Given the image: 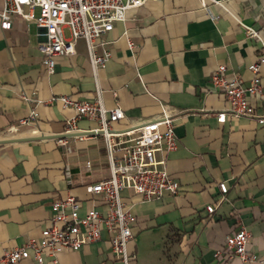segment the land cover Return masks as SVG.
Here are the masks:
<instances>
[{"label":"crops","instance_id":"obj_1","mask_svg":"<svg viewBox=\"0 0 264 264\" xmlns=\"http://www.w3.org/2000/svg\"><path fill=\"white\" fill-rule=\"evenodd\" d=\"M221 1L209 5L211 12L200 0H148L130 10L102 37L111 58L97 72L84 40L74 54L59 57L49 74L38 50L45 39L34 23L15 19L7 31L0 26V257L40 237L54 201L72 195L91 205L86 186L111 175L105 141L92 133L97 121L77 123L88 139H71L72 153L58 145L75 111L52 99L69 96L121 108L125 117L114 125L120 132L158 119L164 107L175 114L178 149L158 158H166L178 193L152 201L123 193L136 216L134 240L128 244L129 254H136L131 264L223 262L227 256L216 253L241 228L250 233L251 252L264 259V123L230 116L219 121L227 100L211 90L220 65L227 66L228 77L236 71L249 84L248 67L261 47L247 38L243 25L264 37V0ZM65 35L70 36L68 29ZM261 78L264 87V66ZM252 103L264 118V96ZM34 109L39 122L21 125ZM223 182L228 193L208 213L206 208L221 197ZM107 237L80 251L59 253L57 263L46 257L44 264H116Z\"/></svg>","mask_w":264,"mask_h":264},{"label":"built area","instance_id":"obj_2","mask_svg":"<svg viewBox=\"0 0 264 264\" xmlns=\"http://www.w3.org/2000/svg\"><path fill=\"white\" fill-rule=\"evenodd\" d=\"M4 9L0 12V26L7 31L12 21L22 19L34 23L38 36L45 39L38 50L44 57V64L49 74H53L57 59L75 53L77 42L87 43L89 57L95 72L106 67L111 52L102 41V37L112 31L117 22L124 21L132 9L139 8L148 0H3ZM208 11L210 4L223 5L221 0H200ZM38 11V12H37ZM243 25V24H242ZM248 39L256 40L261 47V54L256 62L249 65L252 72L249 84H245L240 73L233 71L227 76V66L220 65L211 77V90L221 93L227 100V111L218 115L219 121L225 122L227 117L235 119H257L252 103L254 97L264 96L261 71L264 66V37L254 28L243 25ZM68 29L70 36L65 35ZM133 48V43L129 42ZM98 49L101 52H98ZM28 102L31 97L23 96ZM52 101H60L65 108H72L75 116L66 121L64 137L57 139L59 146L67 153H72L71 139L83 141L88 139L81 133L77 123L88 119L97 121L98 129L93 134L101 135L108 151L111 175L96 184L86 186L91 197V205L72 195L56 200L52 204L51 216L38 238L30 239L25 245L15 247L0 257V264H17L32 259L44 264L50 257L57 263V255L63 251H80L85 245L101 241L107 235V241L115 256L116 264H131L136 254H129L128 244L134 240L133 228L136 216L131 205L123 199V193L140 197L143 201L159 199L166 194L176 195L179 183L169 176L166 158L159 159L158 154L171 153L179 146L175 132V114L167 107L162 115L149 123L130 131H116L115 123L124 119L121 108L108 109L101 100L95 102L79 101L69 96H55ZM39 116L34 110L30 116L20 122L21 125L37 124ZM91 163H87L89 170ZM66 176L71 177L67 168ZM221 197L215 205L206 210L213 213L225 199L228 186L219 184ZM103 205L104 211L99 207ZM250 233L241 228L227 237L223 251L216 257L225 254L226 260L212 264H230L238 259L239 264H249L261 259L249 249Z\"/></svg>","mask_w":264,"mask_h":264}]
</instances>
